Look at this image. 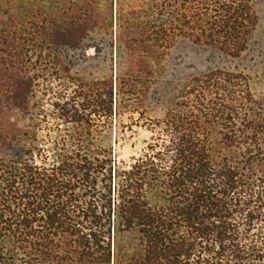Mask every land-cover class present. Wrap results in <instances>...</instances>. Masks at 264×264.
Instances as JSON below:
<instances>
[{
	"label": "trees",
	"instance_id": "1",
	"mask_svg": "<svg viewBox=\"0 0 264 264\" xmlns=\"http://www.w3.org/2000/svg\"><path fill=\"white\" fill-rule=\"evenodd\" d=\"M58 5L40 23L27 7L6 25L33 20L27 45L78 49L98 21L83 6ZM116 12L124 71L91 95L108 118L137 95L146 108L143 89L159 81L177 40L239 58L259 24L255 0H140ZM23 36L0 33V118L26 114L34 93V76L18 67ZM160 106L161 134L122 171L111 154L86 152V109L67 106L60 118L75 132L52 168L0 159V264H264V97L243 73L215 69ZM135 232L129 249L122 237Z\"/></svg>",
	"mask_w": 264,
	"mask_h": 264
},
{
	"label": "rangeland",
	"instance_id": "2",
	"mask_svg": "<svg viewBox=\"0 0 264 264\" xmlns=\"http://www.w3.org/2000/svg\"><path fill=\"white\" fill-rule=\"evenodd\" d=\"M112 2L113 28L110 29L108 22ZM139 2L0 0V33L6 30L9 36L15 33L17 37L25 35L23 39H27V43L22 46L25 57L24 61L18 62V67L23 73H30L35 78L28 112H6L0 118V159L27 161L37 167L52 168L62 155L64 145H70V136L75 132L73 124L60 118L62 107L67 106L70 109H86V123L83 126L88 140L86 152L99 157L111 154L114 167L122 171L142 158L149 145L159 137L161 133L155 130L157 120L154 113L164 107L160 105H165L170 95L192 77L215 69L243 73L248 78L250 90L264 97V0H255L259 24L241 57H227L216 49L195 45L188 39H179L165 57L162 67L164 72L159 81L153 83L149 91L143 89L148 95L146 108L137 95L135 102L126 103L117 112L115 110L112 118L104 116L99 108L94 110L95 103L91 95L95 83H102L111 77L115 81L117 74L124 71L125 57L120 56L117 50L116 11L122 9L128 12L138 7ZM52 3H58V9L83 6L98 21L97 28L88 34L78 49L60 52L47 49L45 45L41 48L36 44L27 45L29 23H33V20L25 26L6 25L9 13L20 15L27 11V7L34 9L33 15L39 17L37 21L40 23L44 11ZM85 94L90 95L89 100L84 97ZM158 99L161 104L156 106L155 101ZM154 197H151L152 200ZM122 239V244L129 249L138 244L136 232L126 234Z\"/></svg>",
	"mask_w": 264,
	"mask_h": 264
}]
</instances>
